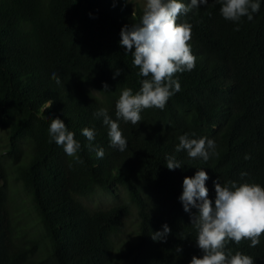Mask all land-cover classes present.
Wrapping results in <instances>:
<instances>
[{
  "label": "trees",
  "instance_id": "trees-1",
  "mask_svg": "<svg viewBox=\"0 0 264 264\" xmlns=\"http://www.w3.org/2000/svg\"><path fill=\"white\" fill-rule=\"evenodd\" d=\"M257 2L252 20L225 19L218 0L181 14L177 23L191 25L195 67L174 74L180 91L163 110L143 109L133 125L117 120L115 105L124 89L136 94L146 78L119 41L122 27L140 23L146 0H0V126L8 127L0 152V264H189L203 255L191 225L197 210L185 212L179 200L184 177L203 168L213 204L214 181L264 187V0ZM101 108L117 120L124 151L111 146L103 118L94 116ZM54 118L81 145L79 161L51 138ZM185 134L212 139L215 154L205 162L176 152ZM22 139L28 155L19 160ZM168 156L182 167L169 170ZM4 158L33 212L26 228L14 221ZM97 190L112 201L89 204ZM132 210L134 235L115 247ZM164 224L171 232L154 241ZM259 239L254 248L242 240L224 250L264 264V235Z\"/></svg>",
  "mask_w": 264,
  "mask_h": 264
},
{
  "label": "clouds",
  "instance_id": "clouds-1",
  "mask_svg": "<svg viewBox=\"0 0 264 264\" xmlns=\"http://www.w3.org/2000/svg\"><path fill=\"white\" fill-rule=\"evenodd\" d=\"M221 4L222 16L231 21H239L241 17L253 19L259 11L257 0H218ZM208 0H190L188 5L181 0H146L140 23L124 26L120 32V46L125 52H131L133 66L139 69L138 75L145 77L139 92L133 94L132 89H124L116 102L117 120L141 122V111L148 108L163 110L169 98L180 91V84L173 79L178 72L191 71L195 67V56L191 52L188 41L191 39V25L178 24L177 18L192 8L206 5ZM238 30V28H237ZM120 75L115 71L114 78ZM55 79V73H53ZM57 84L60 83L56 79ZM107 84L104 89H107ZM103 118L108 127L111 146L124 151L127 141L122 135L117 120L109 117L107 109L101 108L94 113ZM49 134L69 157L79 161L77 152L81 145L74 139V133L67 130L60 118H54L50 124ZM82 134L89 141L94 140V131L84 128ZM176 152H187L192 159L202 158L207 162L210 154H215V142L202 137L189 138L187 134L179 137ZM98 158H103V149H98ZM245 156V159H249ZM169 170L181 168L182 165L174 157H166ZM247 175L241 173V176ZM208 173L200 168L194 176H185L183 191L179 200L185 212L191 213V225L197 230L196 243L202 256H193L189 264H254L253 258L236 252L234 255L225 252L226 244L233 241L239 244L242 240L251 241L250 247L260 243L264 235V187L256 183H240L232 181L229 185L215 184V201L209 199L206 180ZM171 232L167 224L162 231L152 234L154 241L166 240ZM179 246L176 251L180 252Z\"/></svg>",
  "mask_w": 264,
  "mask_h": 264
},
{
  "label": "rangeland",
  "instance_id": "rangeland-1",
  "mask_svg": "<svg viewBox=\"0 0 264 264\" xmlns=\"http://www.w3.org/2000/svg\"><path fill=\"white\" fill-rule=\"evenodd\" d=\"M135 2L143 3L144 0H132ZM22 143V153L19 160L24 159L28 155V143L24 139L20 140ZM8 144V127L7 126H0V152L6 147ZM3 164L5 166V177H6V188L8 197L10 200V206L13 210V217L14 221L16 222L18 228H26L27 226V218H30L33 215L31 210V206L29 204L27 196L22 194V191L17 187V181L14 178V168L13 163L10 159L4 158ZM1 181V180H0ZM112 199L109 195L97 190L96 193L87 199V202L91 205H98L102 203L111 202ZM134 208V207H133ZM136 215L135 212L132 210L131 214L129 215L126 223L122 231H120L117 235H115L112 239V242L115 247H117L121 240L126 238H130L134 235L136 229Z\"/></svg>",
  "mask_w": 264,
  "mask_h": 264
}]
</instances>
